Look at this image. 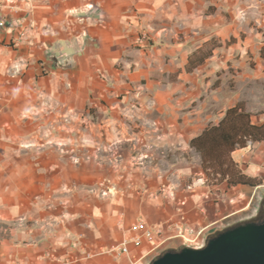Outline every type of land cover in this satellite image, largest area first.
<instances>
[{
    "label": "crops",
    "instance_id": "1",
    "mask_svg": "<svg viewBox=\"0 0 264 264\" xmlns=\"http://www.w3.org/2000/svg\"><path fill=\"white\" fill-rule=\"evenodd\" d=\"M240 103L264 123V0H0V264H149L255 216L264 142L231 154L256 187L192 184Z\"/></svg>",
    "mask_w": 264,
    "mask_h": 264
},
{
    "label": "trees",
    "instance_id": "2",
    "mask_svg": "<svg viewBox=\"0 0 264 264\" xmlns=\"http://www.w3.org/2000/svg\"><path fill=\"white\" fill-rule=\"evenodd\" d=\"M210 51L211 49L198 56V60L197 57L190 59V66L193 62H202ZM248 142H264V123H252L251 114L244 110L242 104H237L225 110L219 123L206 126L198 136L192 138L190 145L200 155L201 166L208 182L226 181L229 187L238 184L256 187L262 180L245 174L231 155L234 150L245 147ZM263 201L264 199L261 202ZM262 203L257 214L246 220H258L263 217ZM216 233L217 231L209 236Z\"/></svg>",
    "mask_w": 264,
    "mask_h": 264
},
{
    "label": "water",
    "instance_id": "3",
    "mask_svg": "<svg viewBox=\"0 0 264 264\" xmlns=\"http://www.w3.org/2000/svg\"><path fill=\"white\" fill-rule=\"evenodd\" d=\"M149 264H264V215L217 230L201 246L167 249Z\"/></svg>",
    "mask_w": 264,
    "mask_h": 264
},
{
    "label": "rangeland",
    "instance_id": "4",
    "mask_svg": "<svg viewBox=\"0 0 264 264\" xmlns=\"http://www.w3.org/2000/svg\"><path fill=\"white\" fill-rule=\"evenodd\" d=\"M219 45V43L218 42H214V43H212V44H209L208 46H206L201 52H200V54H204V53H206V51L207 50H210V48H211V50H213V48L214 47H216V46H218ZM212 54V52L210 51V54L207 56V57H209L210 55ZM197 56H195L194 57V59L196 58ZM196 60H198V57L196 58ZM242 102H244V101H242ZM240 104H242L243 105V107H244V110L245 111H247L246 110V107H245V105H244V103H240ZM247 112H249V111H247ZM250 114H251V112H249ZM255 115V117L257 118V119H259V115L258 114H254ZM209 126V125H208ZM195 150V149H194ZM197 152V151H196ZM198 153V152H197ZM264 199V195H262V198L258 201V204H259V206H258V209H259V207H260V205H261V201ZM237 223V222H236ZM231 224H229V225H226V226H224V227H227V226H230ZM222 229V228H221ZM220 230V229H219ZM202 245V244H201ZM200 245V246H201ZM198 247V246H197Z\"/></svg>",
    "mask_w": 264,
    "mask_h": 264
},
{
    "label": "built area",
    "instance_id": "5",
    "mask_svg": "<svg viewBox=\"0 0 264 264\" xmlns=\"http://www.w3.org/2000/svg\"><path fill=\"white\" fill-rule=\"evenodd\" d=\"M207 182V177H198V178H195L194 181L192 182V184H203V183H206ZM124 251H126L127 249L124 247L123 248Z\"/></svg>",
    "mask_w": 264,
    "mask_h": 264
}]
</instances>
